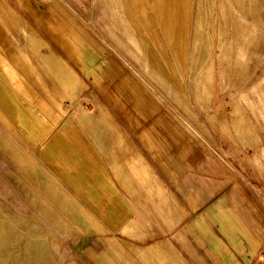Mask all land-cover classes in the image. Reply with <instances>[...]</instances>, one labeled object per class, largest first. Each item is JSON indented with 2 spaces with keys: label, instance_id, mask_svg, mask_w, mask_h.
I'll return each mask as SVG.
<instances>
[{
  "label": "crops",
  "instance_id": "0c3cea01",
  "mask_svg": "<svg viewBox=\"0 0 264 264\" xmlns=\"http://www.w3.org/2000/svg\"><path fill=\"white\" fill-rule=\"evenodd\" d=\"M65 1L0 0V112L34 146L37 164L99 222L106 235L119 234L125 254L137 264H149L153 258L151 264L161 259L169 264H205V259L212 264H264L260 261L264 253V153L232 148L229 154L210 152L215 158L212 162L206 150L199 162L206 164L209 158L215 170L211 177L196 168L191 154L187 160L175 159L160 146L145 148L152 159L149 162L139 150V142L148 144L146 134L139 132V120L143 122L147 111L139 106V77L127 75L121 58L126 60L130 54L138 65L139 47L145 59L153 58L154 51L146 39L140 41L135 35V45L129 42L123 29V36L108 31L110 39L103 36L104 41L75 29L80 14L76 17L72 4ZM49 8L63 19L69 16V25L50 22L44 15ZM33 32L42 43L29 41ZM51 51L57 59L48 63ZM70 82L76 84L75 89L67 91L65 85ZM86 91L101 104L89 124L98 128L108 119L118 132L115 137L108 133L100 137L103 149L95 141L98 133L82 127L67 112L72 98ZM119 137L126 148H121L118 161L113 159L110 141ZM132 160L133 165L127 166L125 162ZM173 160L184 168L176 169ZM140 166L149 175L146 186L155 188L157 202L167 200V226L153 222L154 238L148 241L137 238L149 233L141 220L145 215L139 211ZM159 172L173 191L166 189L168 184ZM153 211L149 212L156 221ZM137 247L151 248L148 257L138 254ZM88 249L93 250L87 244L76 245L73 253L80 264H94Z\"/></svg>",
  "mask_w": 264,
  "mask_h": 264
},
{
  "label": "rangeland",
  "instance_id": "374dc122",
  "mask_svg": "<svg viewBox=\"0 0 264 264\" xmlns=\"http://www.w3.org/2000/svg\"><path fill=\"white\" fill-rule=\"evenodd\" d=\"M67 1L76 17L80 14L75 29L101 41L103 36L110 39L108 31L123 36V29L129 42L135 45V37L146 39L154 51L153 58L145 59L139 47V68L130 54L126 60L121 58L127 75L139 77V106L147 109L143 122L139 120V132L146 134L148 143L139 142V150L149 162L147 147L160 146L175 159L187 160L191 154L196 168L211 177L215 171L211 153L229 154L232 148L264 153V0ZM56 12L49 8L43 14L53 24L66 26L70 17L63 19ZM28 38L41 42L35 32ZM56 59L51 51L48 63ZM75 85L70 82L65 88L71 91ZM100 105L94 94L80 92L67 112L82 127L98 133L95 141L103 149L100 137L105 133L115 137L118 132L108 119L98 128L89 124ZM110 142L113 159L119 161L125 140L119 137ZM206 150L205 164L199 160ZM34 152V146L0 112V264H80L73 252L83 244L93 248L87 254L94 264H137L125 254L119 234L106 235L99 222L37 164ZM125 163L133 165L134 161ZM172 165L184 168L174 160ZM139 170V211L146 217L141 220L149 233L142 232L137 238L148 241L154 238L153 222L167 226V200L157 202L155 188L146 186L147 171L142 166ZM166 183V189L173 191ZM150 210L156 212V221ZM136 250L147 258L151 248ZM260 256L262 263L264 253ZM158 264L169 261L161 259Z\"/></svg>",
  "mask_w": 264,
  "mask_h": 264
}]
</instances>
